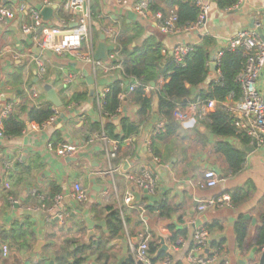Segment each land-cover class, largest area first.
I'll return each mask as SVG.
<instances>
[{
	"label": "crops",
	"instance_id": "crops-1",
	"mask_svg": "<svg viewBox=\"0 0 264 264\" xmlns=\"http://www.w3.org/2000/svg\"><path fill=\"white\" fill-rule=\"evenodd\" d=\"M41 1L0 0V5L16 12L21 5L40 9ZM128 1L132 3L134 0ZM202 1L209 6L204 28L165 35L158 31L154 22L139 20L130 8L117 7L112 0H93L97 7L96 12L103 16V24L101 19L95 22L93 43L96 47L100 30L113 22L110 18L117 20L120 30L123 28L126 35H130L133 25L138 24L143 33L132 46L153 37L161 45L162 51L167 53L165 56L161 53L164 58L170 57V52L175 46H199L203 38L208 37L213 41L208 48L211 61L216 52L224 48L226 39L241 30L252 29L254 22L261 24L260 32L264 36V0H244L242 4L224 11L217 8V0ZM155 2L165 15L171 11L176 12V7H168L160 0ZM64 4L65 0H56V11L63 9ZM56 11H53L49 20L41 16L42 23L53 25ZM124 25H128V28ZM28 54L39 55L30 38L21 34L18 16L14 20L0 22V111L6 104L17 102L21 90L31 87L39 91L38 106L51 105L44 90L47 85H51L64 108L63 119H60L61 112L57 109L59 115L52 124L42 127L30 124L21 136L0 139V160L2 158L12 161L10 193L17 202L13 206L8 205L7 201L4 202L3 194L7 192L2 189L0 178V231L5 230L8 235L18 232L22 237L28 236L26 248L17 252L20 264H56L55 258L64 239H70L77 242L76 246H82L104 237L107 231L103 215L96 218L91 212L92 206L113 205L118 210L124 194L128 191L134 193L137 205L149 208L163 205L167 212L166 215L160 216L157 211L146 210L145 224L140 221L139 211L125 212L123 232L109 243L113 253L110 264H116L121 257L128 256L127 239L134 241L145 229L148 230L150 241H157L159 244L160 237L164 239L167 248L170 247V226L186 230L188 233L185 243L172 253L174 262L187 264L186 257L190 251L194 230L208 226L209 242H223L218 258L220 263L259 264L262 253L257 250L255 243L261 225L260 218L264 215V144L258 148H252L249 143L244 146L236 137L221 138L211 134L205 123H196L191 128H185L173 118L163 134L154 135V126L163 119L158 113V106L157 111L154 110L156 96H153L149 119L140 127L135 137L121 143L116 159L112 161L113 167H120V172L104 175L107 160L103 144L95 141L88 145L86 141L96 135L90 128L91 124L104 125L110 122L106 117L99 115L96 92L120 80L121 75L99 73L93 78L87 65L70 56L47 53L40 58L46 71L43 79L39 80L35 63L26 59ZM210 64V72L201 89H205L206 85L216 78V72L210 70ZM87 78L93 81L92 96L89 95ZM258 88L264 95V75L260 78ZM76 95L82 96V100L69 106L64 105ZM53 109L56 110L54 107ZM137 111V106L124 98L118 116L112 118L117 131H120V119L138 123ZM55 132L59 133L60 142L57 144L52 142ZM221 141L245 152L242 169L235 175L228 173L225 159L215 151L216 144ZM49 144L53 146L51 151L48 149ZM60 144L79 147V154L77 157L61 159L56 155ZM249 148L252 151L246 152L245 149ZM153 157L158 159V163ZM124 164H127L125 169ZM1 169L0 162V176ZM207 170L214 171L219 179L215 188L199 187ZM143 171H149L156 179L153 195L136 190L126 179L127 175L139 176ZM50 183L59 187L63 197L62 207L69 214L64 227H61L56 216L49 212L54 201L48 205L47 201L43 203V200L47 199ZM82 189L88 191V202L85 205H75L71 196ZM237 189L248 193V197L238 205L226 206L223 203L201 213L197 211L200 203L218 199L226 194L230 197ZM32 191L37 195L32 196ZM245 215L254 222L245 220ZM240 218L246 222L247 232L242 248L237 245L234 231ZM37 242H43L44 245L40 254L31 259L29 255ZM3 244L10 243L0 240V245ZM95 261L94 255L86 258V264H95ZM0 264H12L11 256L6 260L0 259Z\"/></svg>",
	"mask_w": 264,
	"mask_h": 264
},
{
	"label": "built area",
	"instance_id": "built-area-1",
	"mask_svg": "<svg viewBox=\"0 0 264 264\" xmlns=\"http://www.w3.org/2000/svg\"><path fill=\"white\" fill-rule=\"evenodd\" d=\"M115 6L122 8H130L135 16L141 21L154 22L158 31L165 35H176L181 32L197 31L204 28L209 6L202 0H194L195 5L199 9L197 21L183 29L176 26V14L174 11L169 12L166 16L162 12H152L150 10V0H134L130 3L128 0H112ZM244 0H238V5L242 4ZM56 5V0H42L40 9L27 8L21 5L17 11H11L0 5V22L11 21L18 16L21 34L30 38L32 46L38 51V56L28 54L27 60H32L37 68V79L42 80L45 75V67L41 61V56L51 53L56 56H70L87 65L93 78H96L99 73L108 75L111 73H118L121 75V53L118 45V38L121 30L116 23V19H112L100 33L105 36V43L107 45V61H97L94 59L96 47L93 43V30L95 20L93 19V0H65L63 13L65 18H60L55 10V18L53 25L42 23L41 12L46 8H51ZM103 16L98 15V19H103ZM106 17V16H105ZM109 18V17H107ZM75 24L74 28L70 26ZM261 24L254 22L252 29L241 30L236 35L225 40L224 48L217 51L213 60L209 63L216 64V78L220 79V72L218 70L219 60L222 52L225 50L234 51L242 50L245 56V65L240 74L237 76V83L240 87V97L237 100L233 99L232 95L227 96L225 101L218 103L213 99L201 100L195 99L188 102L185 106H176L173 110L172 118L175 122L182 123L194 120L195 123H203L208 120V116L220 108L231 119L232 126L238 133L244 134L249 139V146L261 147L264 144V95L259 91L258 84L260 78L264 75V36L259 33ZM208 36V35H207ZM193 46L178 45L170 52V58L178 66H184V60L187 55L192 52ZM163 55H167L162 51ZM209 66V64H208ZM121 79L117 80L120 88L124 91L119 98L123 100L126 96L142 87L145 94L154 93L163 84L164 81L160 79L158 86L154 87L141 85L135 79H125L121 75ZM28 93V100L30 105L38 106L39 91L33 87L30 90L25 89ZM108 92V87L96 92L95 100L100 106L105 99ZM17 102L6 104L0 111V139H5L2 135V120L13 112L14 106ZM55 111V116L51 118L46 124L55 122L59 115L58 110ZM167 122L159 121L153 128L154 135H160L165 132ZM95 141H100L104 146V155L107 160V169L103 172L104 175H113L120 172V167H113L112 161L116 159L118 146L115 142H110L103 134V125H101V134L94 135L86 141V144L91 145ZM49 151L53 149L51 144L48 145ZM79 154V147L72 144H60L56 149V155L61 159L77 157ZM153 160L158 163V159L153 157ZM1 162V176L2 189L5 192H10L11 184L9 181L10 172L12 171V161L10 159H2ZM126 179L138 191H144L149 195H153L156 189V179L149 171H143L139 176L127 175ZM219 184V179L214 171L207 170L203 175V181L199 187L202 189H212ZM37 193L32 191V196ZM88 191L80 190L77 194L71 196V200L75 205H85L88 202ZM37 198L41 199L40 196ZM6 201L8 205H16L17 202L11 197L7 196ZM54 203L49 212L56 216L61 227H64L69 214L62 207L63 197L59 194L54 198ZM225 203L230 206L229 195H223L218 199H209L200 203L197 206L198 212H204L207 209L221 206ZM1 205V202H0ZM29 211L30 209H26ZM131 210L139 211L140 221L145 224L144 214L145 207L139 206L135 203L134 193L128 191L124 194L121 204L118 206V212L122 223L124 224L125 212ZM150 242V235L148 230L142 231L135 239H127L129 248V255L132 256L134 264H149L148 244ZM185 243V239H178L175 244L168 247V253L176 252L179 247ZM190 244L194 246L186 257L187 264H221L219 262V253L217 250L209 247V232L204 227L196 228L192 234ZM11 250L8 245H0V259L6 260L11 256ZM264 253V248L261 250ZM174 259L165 258L159 264H174ZM223 264H226L223 262Z\"/></svg>",
	"mask_w": 264,
	"mask_h": 264
},
{
	"label": "trees",
	"instance_id": "trees-1",
	"mask_svg": "<svg viewBox=\"0 0 264 264\" xmlns=\"http://www.w3.org/2000/svg\"><path fill=\"white\" fill-rule=\"evenodd\" d=\"M168 7H176V26L183 29L197 21L199 9L194 3V0H160ZM238 0H217V8L221 11L231 9L237 6ZM96 4H93V19L99 21L98 13L96 12ZM158 3L155 0L150 1V10L152 12H162ZM164 14V13H163ZM57 15L60 18H65L63 9ZM165 15V14H164ZM166 16V15H165ZM128 28V25H124ZM130 35H126L121 28V33L118 38V45L121 53V75L126 79H135L141 85L150 86L151 83L158 86L159 79L164 81V84L156 90L152 96H147L140 86L132 93L126 96L135 106H137L138 123L134 124L127 119H120V131H117L113 119L118 116V110L122 100L120 96L124 91L120 88L119 83L115 82L108 87V92L100 106V114L110 122L103 125V134L110 141L115 142L118 146L126 139L135 137L140 127L147 122L151 114L153 96L158 97V113L163 120H167L168 128L172 122V113L176 106H185L188 102L195 99L209 100L213 99L218 103L225 101L227 96L232 95L234 100L240 97L241 91L237 83V76L240 74L245 65V56L242 50L222 52L219 60L218 70L220 79L211 81L206 85L205 89H201L209 74V52L208 48L213 41L205 37L199 46H193L184 60V66H178L172 58L165 57L161 54V45L153 37H148L140 44L132 46L142 36V28L136 24L133 25ZM191 88L195 89L194 94H191ZM30 90V88H26ZM82 96L76 95L72 97L65 106L78 103L82 100ZM18 99L20 103L13 108L6 118L2 120V135L7 139H12L21 136L28 125L34 124L38 127L45 125L51 118L55 116V111L51 105L37 106L29 103L28 93L25 89L21 90ZM112 119V120H111ZM169 123V124H168ZM205 123L209 132L217 137L238 138L242 145L247 146L249 139L242 133H238L232 126L231 119L220 108L208 116ZM90 128L96 135L101 134V125L91 124ZM163 134V133H162ZM89 140V138L87 139ZM52 142L57 144L60 142L59 133L55 132ZM215 151L221 155L227 164L228 173L235 175L242 169L245 152L235 148L228 142H218L215 146ZM28 172V171H25ZM12 179V171L10 172ZM60 194V189L54 183L48 185L47 199L43 200L48 205ZM10 192L3 194L4 202L7 196H11ZM12 197V196H11ZM248 197L247 191L237 189L230 194V204L235 206L244 201ZM7 203V202H6ZM149 211H157L160 216L166 215L167 209L163 205H158L153 208L145 207ZM93 215L98 218L103 215L106 226V235L102 238L92 240L86 245L76 246L77 242L70 239H64L63 245L59 250V254L55 258L56 264H86V258L92 255L96 256L95 264H110V259L113 257L111 253V243L118 238L123 232V224L119 216L118 210L113 205L97 206L91 208ZM261 225L257 231V240L255 246L262 253L264 248V215L260 218ZM209 231L208 226L204 227ZM171 236L169 243L175 244L178 239H187V231L179 230L173 226L169 227ZM235 237L239 248H242L244 238L246 236V222L240 218L235 224ZM30 237V236H29ZM26 238L17 233L8 235L7 232L0 231V240L9 242L12 249L17 252L26 248ZM223 242H210L209 247L217 250L222 249ZM15 247V248H14ZM159 244L157 241H150L148 244L149 264H159L165 258H172L168 252H158ZM194 246L190 244L189 249ZM69 254V255H67ZM43 264V263H37ZM125 264H134L132 261H127ZM174 264H181L175 262ZM223 264V263H221Z\"/></svg>",
	"mask_w": 264,
	"mask_h": 264
},
{
	"label": "water",
	"instance_id": "water-1",
	"mask_svg": "<svg viewBox=\"0 0 264 264\" xmlns=\"http://www.w3.org/2000/svg\"><path fill=\"white\" fill-rule=\"evenodd\" d=\"M56 10V6H53L51 8H46L44 9L42 12H41V16L42 18L46 19V20H49L52 16V13L53 11ZM71 28H74L75 27V24H72L70 26ZM259 33H261L259 31ZM94 59L97 60V61H103V62H106L107 61V45L105 43V36L104 34L100 33V36H99V43L97 44L96 46V50H95V54H94ZM210 70L212 72H215L216 70V64L215 63H211L210 64ZM86 82L89 84V95L92 96L93 95V81L91 78H87L86 79ZM151 87H154V83H151L150 84ZM44 90L46 91L47 95H48V101L51 103V105L56 108V109H59L60 112H61V117L60 119L64 117L63 115V112H64V108H62V104L61 102L58 100L57 96H56V93L51 89V85H47L45 86ZM195 92V89L194 88H191V94H194ZM157 106H158V97H155V100H154V110L157 111ZM59 119V121H60ZM195 121L194 120H190L188 122H185V123H182L181 126L182 127H185V128H191L195 125ZM246 152H251L252 149L249 148V149H245ZM69 160H75V159H67V161ZM76 161V160H75ZM127 164H124V169L126 167ZM124 172V170H123ZM244 219L247 220V221H252L254 222L253 220H251L249 218V216L245 215L244 216ZM159 239V253L160 252H167L168 251V248L167 246L165 245V242H164V239L163 238H158ZM43 242H37L35 247L33 248L32 252L30 253L29 257L31 259L35 258L37 255L40 254L41 250H42V247H43ZM254 252H256V249H254ZM69 255V254H67ZM11 259H12V264H20L21 260H20V257L17 253V251L15 249H12L11 250ZM126 261H132V256L131 255H128L126 257H121L116 264H125ZM259 264H264V253L261 254V257H260V260H259Z\"/></svg>",
	"mask_w": 264,
	"mask_h": 264
},
{
	"label": "rangeland",
	"instance_id": "rangeland-1",
	"mask_svg": "<svg viewBox=\"0 0 264 264\" xmlns=\"http://www.w3.org/2000/svg\"><path fill=\"white\" fill-rule=\"evenodd\" d=\"M101 24H103V19H101Z\"/></svg>",
	"mask_w": 264,
	"mask_h": 264
}]
</instances>
